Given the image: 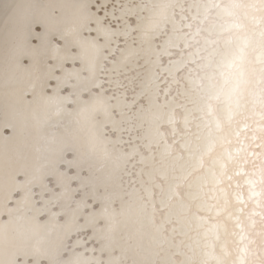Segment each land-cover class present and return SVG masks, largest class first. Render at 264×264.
I'll use <instances>...</instances> for the list:
<instances>
[{"label":"snow or ice","instance_id":"obj_1","mask_svg":"<svg viewBox=\"0 0 264 264\" xmlns=\"http://www.w3.org/2000/svg\"><path fill=\"white\" fill-rule=\"evenodd\" d=\"M0 264H264V0H0Z\"/></svg>","mask_w":264,"mask_h":264}]
</instances>
